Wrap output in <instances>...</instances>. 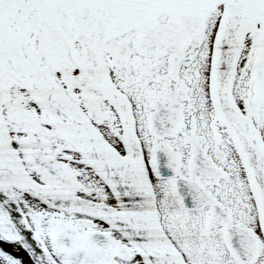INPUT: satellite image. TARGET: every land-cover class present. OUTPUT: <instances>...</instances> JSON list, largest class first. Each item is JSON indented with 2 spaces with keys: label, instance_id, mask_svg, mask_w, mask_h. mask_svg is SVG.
<instances>
[{
  "label": "water",
  "instance_id": "1",
  "mask_svg": "<svg viewBox=\"0 0 264 264\" xmlns=\"http://www.w3.org/2000/svg\"><path fill=\"white\" fill-rule=\"evenodd\" d=\"M181 1L195 2L203 12L221 4L210 54L208 94L241 157L264 237V143L255 124L230 92L242 31L264 21V0H0V78L3 72L16 78L49 127L35 129L43 142L23 153L24 162L45 179L57 182L60 188L41 185L24 171L0 120V264H55L32 235L7 186L46 209L105 225L125 242L126 246L116 243L113 249L123 261L132 254L141 264H185L160 227L129 102L115 87L101 53L105 34L117 21L149 6L160 8ZM183 22L191 34L197 32V27L191 25L194 23L183 20L178 21L180 29ZM44 27L51 38L63 42L93 89L111 105L117 123L119 156L37 59V38L42 36ZM175 35L172 29L155 27L152 32L141 34L139 41L168 42ZM259 42L258 76L264 55V34L259 36ZM53 131L67 141L80 162L95 174L113 206L72 193L75 181L66 177L68 166L50 155L49 137ZM52 240L59 248L73 249L75 232L63 228L53 233ZM109 240V233L95 231L86 235L96 255L108 249ZM250 245L249 261L255 257L256 238L250 240ZM234 247L238 257L244 259L247 251ZM83 254L82 249L74 250L66 264L100 263L83 259Z\"/></svg>",
  "mask_w": 264,
  "mask_h": 264
},
{
  "label": "flooded vegetation",
  "instance_id": "2",
  "mask_svg": "<svg viewBox=\"0 0 264 264\" xmlns=\"http://www.w3.org/2000/svg\"><path fill=\"white\" fill-rule=\"evenodd\" d=\"M171 4L151 7L152 16L140 15L143 10H152L146 11L145 8L132 14L133 17L117 21L105 34L101 51L115 87L129 102L157 219L185 264H264V252H260L264 244L247 175L232 136L217 115L208 94L212 40L221 4L219 2L204 12L199 4L191 1ZM164 7L163 12L158 11ZM179 20L194 23L191 25L197 27V32L191 34L185 22L180 29ZM155 27L172 29L176 35L168 42L164 39L154 44L139 41L141 34L152 32ZM255 30L257 33L251 31L248 34H253L251 49L246 41L248 35L242 39L231 94L257 126L264 143V109L257 102L264 96V55L260 76L256 68L259 36L264 34V25ZM186 35H189L187 39ZM56 40L59 48L46 59L56 84L120 154L117 123L111 105L93 89L63 42ZM243 60L248 63L245 71L239 68ZM18 97L11 90L9 102L3 105H18L20 108L6 109L3 114L6 122H13L25 130L26 142L32 145L28 150L18 149L23 167L28 166L32 176L41 175L25 164L23 153L38 148L43 142L35 129L46 126L40 123L44 117L29 115L21 101H17ZM95 103L101 106L94 107ZM87 105L93 107L88 111ZM34 119L38 121L34 122ZM49 138L51 152L52 136ZM9 139L11 145L15 141L18 143L17 138L14 141ZM60 161L68 167L70 162L76 163L67 157ZM88 171L93 176V172ZM50 182L59 188L57 182ZM10 194L18 197L19 193L10 191ZM26 215L28 225H34L36 221L28 220ZM73 230L76 232L74 248L84 250L83 259L99 260V264H126L133 258L122 261L114 253V244L123 241L116 234L110 237L108 249L96 255L86 241L88 232ZM104 231L101 224L100 232ZM252 238H256L257 249L254 259L249 261ZM234 245L247 251L244 259L238 257Z\"/></svg>",
  "mask_w": 264,
  "mask_h": 264
},
{
  "label": "rangeland",
  "instance_id": "3",
  "mask_svg": "<svg viewBox=\"0 0 264 264\" xmlns=\"http://www.w3.org/2000/svg\"><path fill=\"white\" fill-rule=\"evenodd\" d=\"M161 15H164V14H161ZM258 28L259 27L257 26L256 29H258ZM252 32H256V30L252 31ZM252 35L253 34L248 35V37L246 36V41H247V44L249 47H250V45L254 44V42H252V37H251ZM204 37H205V35H204ZM248 46L246 47V53H248V49H249ZM250 49H251V47H250ZM203 55H205V49H204ZM200 59H202V57ZM246 63H247V61L245 62L243 60L241 67H239V68L240 69L242 68L245 71L246 68L244 69V67L246 66ZM73 75H76V73H73ZM7 83L8 82L6 81V78H3L0 80V102H1L0 103V114H1L2 119L5 120V131L7 132L9 138L13 139L12 141H14L15 138L18 139V143H16V141L12 142V145L14 146V148H16V149L22 148L23 150H27L28 148L32 147L31 144H29V143L27 144V142H26L27 141L26 139L28 138V136H26L24 134V130L22 128L16 126L15 123L6 122V119L4 118V117H6V115L3 114L4 109L6 110V108L7 109L11 108L10 110H16V109H19L20 107L18 105H16L15 106L16 109H15V107L13 105L4 107L3 104L7 101L9 102L8 99L11 98V90H14L15 93L19 96L17 98V101H21L20 104L23 105L22 107L26 109V111L29 115H33V116L38 115L41 117L43 115L32 104V102L28 99L27 95L25 94V92L23 90L16 89L14 86H11V85H9V83L8 84ZM24 98H26V99H24ZM238 99H239V97H238ZM257 102L261 103V105H262L261 109H264V96H262L261 100H258ZM97 106H101V105H99L98 103H95L94 107H97ZM92 107H93L92 105H87L86 109L89 111L90 108H92ZM11 113H12V111H11ZM41 121H42L41 122L42 124L46 125L44 118ZM10 127H12V128H10ZM46 127L49 128L47 125H46ZM102 129L107 133V130L105 128H102ZM51 136H52L51 146L53 145L51 147V149H52L51 155L53 156V158L55 160L60 161V159H63V157H67V158H70L71 160L76 161V163H74V162L69 163V165H70L68 167L69 170H67L68 175L66 176V177H69V178H72L75 180V185H74L75 189L72 192L74 194H76V196L83 198V199H89V200H93L95 202H102L103 201L108 205H112L113 203H112L110 197L107 195L106 190L98 182V180L95 179L94 177H92V175L89 173V171L83 167V165L80 162V158L78 157V155L74 151L71 150V147L66 145V143H64V141L62 140V138H60V136L58 135L57 132H55V131L52 132ZM109 139H111V137ZM111 141L114 143L113 139ZM61 155H64V156H61ZM26 169H27V167H26ZM33 175H34L33 179L35 181L39 180V181H43V183H46L48 185H52L51 182L49 180H46L45 178H43V176H41L39 174L38 175L33 174ZM18 199H19V197H18ZM27 200H28L29 206H31V208H32L33 213L27 214L26 217L28 220L33 219L36 221V223L34 225H32V224L30 225L31 227H34L35 239L37 241H39L41 246H43V248L45 247V249L53 256L54 261L57 262V264H64L65 263L66 258L69 256L70 250L68 251V250L59 249L56 245H54L52 243L51 235L53 232L58 231L64 227H70L72 229H76L79 233H81V232L85 233V232L100 230L101 224H99L96 221L85 219V218L75 216L72 214H68L65 212H56V211H51V210H49L50 211L49 212V211L45 210L44 207L39 205L37 202L31 201L29 199H27ZM263 238L264 237L262 235L261 241L263 240L262 243L264 244ZM260 252H264V247L261 248ZM138 262H139L138 259L134 256L133 258H131L129 263H126V264H140Z\"/></svg>",
  "mask_w": 264,
  "mask_h": 264
},
{
  "label": "bare ground",
  "instance_id": "4",
  "mask_svg": "<svg viewBox=\"0 0 264 264\" xmlns=\"http://www.w3.org/2000/svg\"><path fill=\"white\" fill-rule=\"evenodd\" d=\"M175 4V3H174ZM172 5V4H171ZM166 6V5H165ZM165 8V7H164ZM148 9H152L151 11L149 10L148 11ZM154 9H155V7H154ZM146 11H148V12H143V11H141L142 13L140 14V15H144V13H145V15H150V16H152V13L151 12H153V8H151V7H148V8H146L145 9ZM136 13H140V11H138V12H136ZM155 13V12H154ZM139 15V14H138ZM130 17H133V15H130ZM148 17V16H147ZM148 19H150V18H148ZM262 25H264V21L263 22H261V23H259V25H254L253 27H251V28H249L248 30H244V31H242V36H241V39H240V43L242 42V39H243V37L244 36H246V34L248 35L251 31H253V29L254 28H256L257 26L258 27H261ZM112 29V28H111ZM58 41L55 39V38H51L50 37V32H49V30L47 29V27H44L43 28V30H42V36L41 37H39V38H37V48H36V51H35V55H36V57H37V59L42 63V64H44L46 67H47V70H48V72H49V74L51 75V77H52V79L54 80V76H53V74L50 72V70H49V67H48V64H47V62H46V59H47V57L49 56V54L50 53H52V52H56V50L59 48V44L57 43ZM240 46H242V43L240 44ZM239 50H240V47H239ZM239 50H238V53H239ZM59 55H61V54H59ZM58 55V56H59ZM75 60V59H74ZM237 60V59H236ZM3 78H6V81L9 83V85H11V86H14L16 89H19V90H22V85L21 84H19V81L16 79V78H13L12 76H10V74H8V73H6V72H3V74H2V76H1V78H0V80L1 79H3ZM55 81V80H54ZM7 83V84H8ZM21 85V86H20ZM13 87V88H14ZM21 88V89H20ZM230 92H231V89H230ZM24 95V94H23ZM22 95V96H23ZM28 97V96H27ZM24 99H26V98H24ZM28 99L30 100V98L28 97ZM1 103V102H0ZM33 104V103H32ZM4 107H6V106H4ZM36 107V106H35ZM7 109V108H6ZM5 110V109H4ZM39 110V109H38ZM83 114V113H82ZM43 117V116H42ZM5 118V117H4ZM37 118V117H36ZM41 118V117H40ZM250 118V117H249ZM0 120H1V122H2V125H3V127H4V129H5V120L4 119H2V117H1V114H0ZM45 120V119H44ZM42 122V121H41ZM40 122V123H41ZM253 123V122H252ZM36 124V123H35ZM34 124V125H35ZM254 124V123H253ZM33 125V124H32ZM26 126V125H25ZM256 126V125H255ZM27 127V126H26ZM257 127V126H256ZM255 127V128H256ZM10 128H12V127H10ZM34 128V127H33ZM23 129V128H22ZM20 130V129H19ZM24 130V129H23ZM256 130H257V128H256ZM25 131V130H24ZM6 132V131H5ZM54 132V131H53ZM258 132V131H257ZM12 133V132H11ZM6 134H7V132H6ZM7 136H8V134H7ZM35 136V135H34ZM37 136V135H36ZM59 137V136H58ZM8 139H9V136H8ZM50 139V138H49ZM60 139V138H59ZM10 140V139H9ZM42 140V139H41ZM61 140V139H60ZM37 141V140H36ZM50 142V141H49ZM61 142V141H60ZM64 143H66V145H68V143H67V141L66 140H64ZM11 144V143H10ZM38 144V143H37ZM12 146V145H11ZM56 146V145H55ZM13 148V147H12ZM28 150V149H27ZM52 150V149H51ZM13 151H14V153L16 154V156H17V158H18V160H19V162L21 163V165H22V159L21 158H19V156L18 155H20L19 153L20 152H18V149H16V148H13ZM116 151V150H115ZM51 153V152H50ZM117 153V152H116ZM61 156H63V155H61ZM117 156H119V154L117 153ZM23 161H24V159H23ZM70 161H71V159H70ZM143 165H144V163H143ZM22 167H23V165H22ZM28 167V166H27ZM23 169H24V171L30 176V177H32L33 178V176L32 175H30V171L29 170H27L26 169V167L24 168L23 167ZM144 169H145V166H144ZM146 172V171H145ZM39 184H41V185H45V186H49V187H53L52 185H48V184H46V183H43V181H39V180H36ZM7 188H8V190H9V192L11 191V192H13L12 190H10V189H14V188H12V187H9V186H7ZM55 188V187H54ZM58 189H60V188H58ZM17 193V192H16ZM73 193V192H72ZM74 195H76V194H74ZM12 197H13V199H14V201H15V203H16V205L18 206V209H19V211H20V213H21V215H23V217H24V219H25V215L26 214H29V213H31L32 212V208H31V206H29V204H28V200H27V197H23V195H20V194H18V197H19V199H18V197L17 196H13V195H11ZM99 198V197H98ZM97 198V199H98ZM29 200H31V199H29ZM31 201H34V202H37V201H35V200H31ZM38 203V202H37ZM39 204V203H38ZM40 205V204H39ZM29 208V210H27ZM25 210H27V212H26V214H25ZM39 211V210H38ZM50 212V211H49ZM33 213V212H32ZM47 215V214H46ZM25 221H26V219H25ZM26 224H27V226H28V228H29V230L31 231V233H32V235L34 236V227H31V226H29L28 225V223L26 222ZM115 236V235H114ZM117 237V236H116ZM34 238H35V236H34ZM38 243H39V241H37ZM117 242H119V241H117ZM40 244V243H39ZM40 246H41V244H40ZM42 247V246H41ZM43 248V247H42ZM46 252L48 253V255L50 256V258H51V260L55 263V264H57V262H55L54 261V258H53V256L46 250Z\"/></svg>",
  "mask_w": 264,
  "mask_h": 264
}]
</instances>
